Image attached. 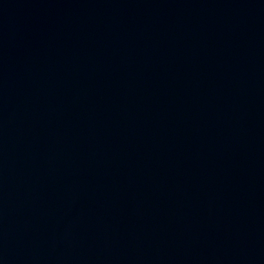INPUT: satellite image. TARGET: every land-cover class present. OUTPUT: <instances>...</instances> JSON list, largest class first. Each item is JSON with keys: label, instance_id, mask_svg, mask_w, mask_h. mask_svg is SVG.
Here are the masks:
<instances>
[{"label": "water", "instance_id": "1", "mask_svg": "<svg viewBox=\"0 0 264 264\" xmlns=\"http://www.w3.org/2000/svg\"><path fill=\"white\" fill-rule=\"evenodd\" d=\"M0 264H264V0H0Z\"/></svg>", "mask_w": 264, "mask_h": 264}]
</instances>
